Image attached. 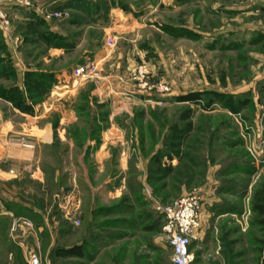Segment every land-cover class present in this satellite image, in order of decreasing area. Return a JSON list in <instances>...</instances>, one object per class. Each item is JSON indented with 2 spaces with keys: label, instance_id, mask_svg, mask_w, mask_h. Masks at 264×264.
<instances>
[{
  "label": "rangeland",
  "instance_id": "rangeland-1",
  "mask_svg": "<svg viewBox=\"0 0 264 264\" xmlns=\"http://www.w3.org/2000/svg\"><path fill=\"white\" fill-rule=\"evenodd\" d=\"M6 17L0 116L28 206L0 214V264H172L158 206L192 192V264H264V0H19Z\"/></svg>",
  "mask_w": 264,
  "mask_h": 264
},
{
  "label": "built area",
  "instance_id": "built-area-1",
  "mask_svg": "<svg viewBox=\"0 0 264 264\" xmlns=\"http://www.w3.org/2000/svg\"><path fill=\"white\" fill-rule=\"evenodd\" d=\"M19 0H0V26L8 28L7 8L18 4ZM59 15V14H58ZM83 67L76 69V75L84 73ZM143 86L148 84L145 82ZM165 216L164 231L171 245L172 264H192L194 254L191 245L198 231L203 227L204 200L201 193H185L167 205H159ZM21 222L23 226L33 229L30 220L17 219L14 225ZM28 264H43L42 258L35 252L29 253Z\"/></svg>",
  "mask_w": 264,
  "mask_h": 264
},
{
  "label": "crops",
  "instance_id": "crops-1",
  "mask_svg": "<svg viewBox=\"0 0 264 264\" xmlns=\"http://www.w3.org/2000/svg\"><path fill=\"white\" fill-rule=\"evenodd\" d=\"M7 123L0 116V214L14 213L12 203L24 208L28 206L20 195L22 175L14 178L10 173L12 169L17 170L23 167L24 151L15 144L7 145ZM11 164L15 165L16 168L9 169Z\"/></svg>",
  "mask_w": 264,
  "mask_h": 264
},
{
  "label": "trees",
  "instance_id": "trees-1",
  "mask_svg": "<svg viewBox=\"0 0 264 264\" xmlns=\"http://www.w3.org/2000/svg\"><path fill=\"white\" fill-rule=\"evenodd\" d=\"M49 76H52L51 74ZM48 77V76H47ZM182 101H190V102H199L201 100L200 95L198 93L195 94H187L180 96L179 98ZM17 106L21 109H23L22 104H17ZM14 204L12 203L11 206ZM253 212L256 213V215L260 218V222L264 225V195L263 191H260L259 193H256V196L253 200ZM22 210H24L22 208ZM16 213H21L20 211ZM54 255L56 256H63V257H75L83 256L82 247L80 245H75L72 247H60V249L56 250L54 252Z\"/></svg>",
  "mask_w": 264,
  "mask_h": 264
}]
</instances>
